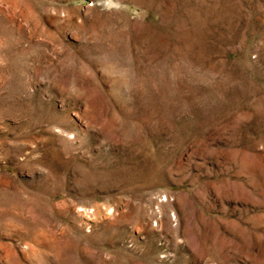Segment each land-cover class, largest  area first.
<instances>
[{
  "label": "rangeland",
  "instance_id": "374dc122",
  "mask_svg": "<svg viewBox=\"0 0 264 264\" xmlns=\"http://www.w3.org/2000/svg\"><path fill=\"white\" fill-rule=\"evenodd\" d=\"M0 264H264V0H0Z\"/></svg>",
  "mask_w": 264,
  "mask_h": 264
}]
</instances>
